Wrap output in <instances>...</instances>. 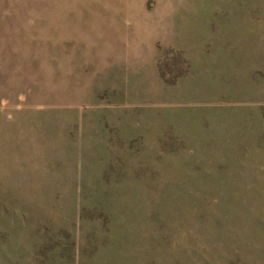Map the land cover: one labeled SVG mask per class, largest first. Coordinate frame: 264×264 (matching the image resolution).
Listing matches in <instances>:
<instances>
[{"label":"rangeland","instance_id":"1","mask_svg":"<svg viewBox=\"0 0 264 264\" xmlns=\"http://www.w3.org/2000/svg\"><path fill=\"white\" fill-rule=\"evenodd\" d=\"M0 264H264V0H0Z\"/></svg>","mask_w":264,"mask_h":264}]
</instances>
